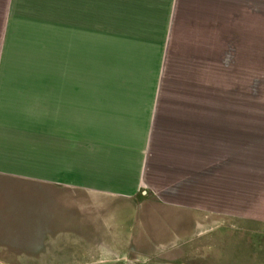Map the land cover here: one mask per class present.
<instances>
[{"label":"crops","instance_id":"obj_1","mask_svg":"<svg viewBox=\"0 0 264 264\" xmlns=\"http://www.w3.org/2000/svg\"><path fill=\"white\" fill-rule=\"evenodd\" d=\"M0 181L42 221L264 264V0H0Z\"/></svg>","mask_w":264,"mask_h":264},{"label":"rangeland","instance_id":"obj_2","mask_svg":"<svg viewBox=\"0 0 264 264\" xmlns=\"http://www.w3.org/2000/svg\"><path fill=\"white\" fill-rule=\"evenodd\" d=\"M149 206V213H154ZM157 206L155 213L164 211ZM68 216L61 213L59 221H42L37 215L34 189L0 186V264H170L169 259L171 264H210L196 262L194 256L181 263L178 251L166 252L164 237L149 235L153 222H125L129 231L108 229L101 231L108 235H97L99 231L85 229L83 221L63 219ZM160 221L151 233L154 228L157 233L163 228ZM130 223L137 226L136 230L132 231ZM118 232L121 235L115 234Z\"/></svg>","mask_w":264,"mask_h":264}]
</instances>
